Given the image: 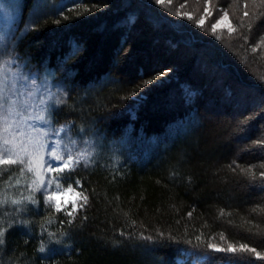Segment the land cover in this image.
Here are the masks:
<instances>
[{
	"label": "trees",
	"instance_id": "obj_1",
	"mask_svg": "<svg viewBox=\"0 0 264 264\" xmlns=\"http://www.w3.org/2000/svg\"><path fill=\"white\" fill-rule=\"evenodd\" d=\"M15 1L10 46L59 89L53 123L90 154L62 182L79 179L88 202L72 217L28 203L17 168L1 167L0 264H176L187 250L199 264H264V0ZM206 7L235 31L212 34Z\"/></svg>",
	"mask_w": 264,
	"mask_h": 264
},
{
	"label": "snow or ice",
	"instance_id": "obj_2",
	"mask_svg": "<svg viewBox=\"0 0 264 264\" xmlns=\"http://www.w3.org/2000/svg\"><path fill=\"white\" fill-rule=\"evenodd\" d=\"M154 3L163 6L165 0H153ZM170 4L171 0H167ZM10 5H6V8ZM184 7V5H181ZM206 15H211L208 8L204 9ZM175 16L181 19H187L189 21L193 20L191 13H181L177 11L174 13ZM245 16L248 15L247 12L244 13ZM228 20L227 12L216 21V23L211 25L212 34H215L217 29L223 30L227 28L229 34L233 33L235 29L231 26L229 21L227 24L224 22ZM59 22V21H57ZM196 26L203 29L205 24V19L202 16L199 20L195 21ZM219 39V37H217ZM78 50V49H77ZM255 51V49H253ZM8 57L4 59L3 64L0 65V112H6L8 115L3 116L5 136L3 138V143L0 144V166H10V165H21L19 168V173L21 176L25 172L32 173L35 179L32 181L31 192L27 197L22 198L31 204H38L39 202L35 199V193L43 190L44 201L47 205H52L55 207L57 212L64 211L68 205H71V210L66 212V215L72 217L74 213L84 208L88 202V196L82 191H77L76 188H80V180L75 181L76 188H73L72 184L69 183L66 188L63 187L62 181L64 177L61 174L66 171L71 172L72 169L79 165L81 161L85 162V167H87L88 152H80L75 157L71 153V149L68 144H74L75 141L69 138L68 144H65V151L67 153V159L58 150L60 145V140L56 139L51 141L52 146L49 148L50 135L58 136L59 132L64 131L63 128L55 130L51 126V113L53 107L56 105L63 104L64 101L59 95H53L48 93L47 95L40 91V89L47 84V80L42 83H38L35 79L27 75H21L19 71H13L16 67L13 60L16 59L14 55L8 56L7 52L0 54ZM166 73H161L160 76H165ZM157 80L159 77L156 78ZM155 81H147L146 84H151ZM27 94L29 99H38L39 103L36 105L37 113L35 116L30 117L32 123L25 121V125L34 134L32 138V151H25V155L22 156L20 151H17L16 139L24 135L23 130L20 127V122L17 121V127L13 128L9 123L8 116H14L16 114L17 105L20 103L19 97ZM187 96H191V90L189 89L186 93ZM15 97V99H13ZM24 104L28 103V100L23 101ZM7 105V107H5ZM251 119V118H249ZM38 123H42L44 127L48 129L46 132L40 131L37 127ZM11 129V131H10ZM11 136V139L8 136ZM47 149V152H46ZM45 154L47 159H45ZM260 182L264 184V172L260 174ZM16 183L19 184L20 180L17 178ZM7 201L0 202V207H3ZM11 205L21 204L22 201L12 199L10 201ZM24 209L16 208L15 213H20ZM7 214V213H6ZM17 223H29L28 221H15ZM2 223V221H0ZM13 223H8V228H11ZM7 228L0 226V245L4 243V236ZM208 250L212 253H228L235 256L239 251L241 253H255L257 258L260 257V253L256 252L255 248H248L245 245H241L239 250L234 246H229L227 249L218 247L213 244L208 245ZM40 251H44L43 247ZM236 259H243V257L235 256Z\"/></svg>",
	"mask_w": 264,
	"mask_h": 264
},
{
	"label": "rangeland",
	"instance_id": "obj_3",
	"mask_svg": "<svg viewBox=\"0 0 264 264\" xmlns=\"http://www.w3.org/2000/svg\"><path fill=\"white\" fill-rule=\"evenodd\" d=\"M6 5H10V7L6 8ZM202 11L204 13V10H202ZM224 12H227V11L222 9L221 7L219 9H215V12H213L215 15L211 14V16H210V17H212V15H213V19H214L213 24L216 23L217 20H219V18L224 14ZM206 16H207V18H210V17H208V15H206ZM229 21H230V18L228 15V20H226L224 23L227 24ZM18 23H19V17H18V9L16 8V1L15 0H0V54L5 53V51H6L8 56L14 55L16 57V59L12 61V63H14L16 65V67L13 69V71H19V73L21 75L30 76L31 78L35 79L38 83H42L43 81L47 80V84L44 85L40 89L41 92L45 93L46 95L48 93H50L53 95L61 96L59 89L53 85L51 78L47 74H44L43 72L31 71V69L26 67L25 64L21 60L18 59L17 55L13 53V49L10 46L12 44V32H14L16 30ZM231 26H232V23H231ZM224 29H227V28H224ZM7 58L8 57H6V56L0 55V65H2L4 59H7ZM209 86H212V85L209 84ZM225 96L226 95H224L223 100L226 99ZM13 99H15V97ZM19 100H20V103L17 105L16 114L14 116L9 115L8 119H9V123L12 125L13 128L17 127V124H16L17 121L20 122V127L23 130L24 135L21 137H18L16 139V145H17L16 150L20 151L21 155L24 156L25 151H23V150H26L28 152H31L33 150L31 141H32V138L34 136V134L31 133L30 130L25 125V121H27L28 123H32L30 117H33L36 115V113H37L36 105L39 103V100L35 99V98L29 99L27 97L26 93H25V95L20 96ZM24 100H28V103L24 104L23 103ZM202 101H203L202 108L204 109L206 114H211V115H216L219 113L223 114L221 111L222 110L221 101L215 103L213 99H211V100L209 99V101H208L205 98H203ZM5 107H7V105ZM233 113H235V112H233ZM4 115H8V114L6 112H0V144L3 143V138L5 136L4 128L6 125L4 124V121H3ZM50 123H51V126L53 129L59 130V129L63 128L64 131L59 132L58 136L50 135L48 137V139L50 141L48 147L50 148L52 146L51 141L59 139L61 143L59 145L58 150L61 152V154H63L65 156V159H67V153H66L65 147H64V145L68 144V141H69V137H68V133H67V130H68L67 125L65 123H62L59 125L54 124L53 119H52V113H51ZM37 127H39L40 131H42V132L48 131V129L46 127H44L42 123H38ZM242 129L243 128L239 127V130H241V132H243ZM10 131H11V129H10ZM8 138L11 139V136L9 135ZM68 147L71 149V153L74 157L77 154H79L80 152H85V151L88 152L86 147L77 146L76 143L68 144ZM46 152H47V149H46ZM47 158L48 157L45 154V159H47ZM10 166H15L18 171H19V168L21 167V165H19V164L10 165ZM1 167H6V166H0V168ZM61 175H63V174H61ZM18 179L20 180V183L17 184L16 180H15L13 182V184L16 183L15 186L19 185V188L21 190L20 195L22 196L20 198L22 199V198L27 197L30 194H32L30 186L32 185V181L35 179L34 175L32 173L25 172V174L23 176H21V178H18ZM62 184H63V182H62ZM67 186H68L67 184H63L64 188H66ZM73 188H75V187H73ZM76 190H77V188H76ZM39 196L41 197L43 202L46 204V202L44 201L43 190L35 193L36 198ZM205 257H206V255L191 256V251L187 250V251H184V255L177 257L175 262H176V264H199Z\"/></svg>",
	"mask_w": 264,
	"mask_h": 264
}]
</instances>
